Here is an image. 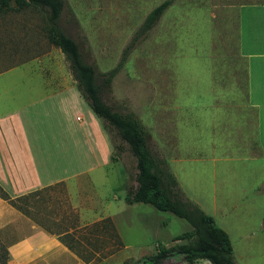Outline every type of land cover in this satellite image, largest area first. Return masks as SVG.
I'll return each instance as SVG.
<instances>
[{
	"label": "rangeland",
	"instance_id": "rangeland-1",
	"mask_svg": "<svg viewBox=\"0 0 264 264\" xmlns=\"http://www.w3.org/2000/svg\"><path fill=\"white\" fill-rule=\"evenodd\" d=\"M163 1L66 0L75 19L65 10L59 26L79 42L89 63L107 72L120 62L147 14ZM256 2L264 0H175L138 39L104 94L116 110L134 113L147 127L151 148L167 159L185 195L230 234L238 264H264V160L254 131L251 140L229 122L248 115L239 7ZM48 27L47 12L40 7L0 11V73L27 61L24 78H47L44 69L34 68L38 62L74 78L65 54L49 42ZM101 123L114 146L112 158L120 161L114 167L120 169L122 162L126 187H135L136 157L115 128ZM229 157L238 161H224ZM38 190L27 201L34 216L28 217L58 239L71 233L75 245L70 249L75 257L61 255L49 264H135L161 247L190 241L174 240L192 230L186 219L150 203L128 205L122 196L118 205L109 202L117 210L109 216L122 242L117 247L109 227L82 229L86 223L64 183ZM120 194L116 191L114 199ZM90 206L96 210L92 220H102V207ZM31 230L22 220L0 222V264H8L10 245ZM162 264L190 263L170 258Z\"/></svg>",
	"mask_w": 264,
	"mask_h": 264
},
{
	"label": "crops",
	"instance_id": "crops-1",
	"mask_svg": "<svg viewBox=\"0 0 264 264\" xmlns=\"http://www.w3.org/2000/svg\"><path fill=\"white\" fill-rule=\"evenodd\" d=\"M239 40V53L247 67L244 106L248 115L242 113L229 122L248 132L251 140L254 131L264 160V2L240 5ZM28 65L25 61L0 73V77L11 76L0 78V185L17 197L64 183L86 225L98 221L92 220L96 210L92 206L88 210L89 205L102 207V219L113 216L117 210L109 202L118 205L122 196L125 200L129 178L122 162L120 169L114 167L120 161L112 158L114 146L101 119L75 78L40 62L34 68L44 69L47 78H24ZM224 161L238 160L229 157ZM116 191L121 193L118 200L114 199ZM14 220H22L32 230L10 245L8 264H49L61 255L75 257L55 235L0 197V222Z\"/></svg>",
	"mask_w": 264,
	"mask_h": 264
},
{
	"label": "trees",
	"instance_id": "trees-1",
	"mask_svg": "<svg viewBox=\"0 0 264 264\" xmlns=\"http://www.w3.org/2000/svg\"><path fill=\"white\" fill-rule=\"evenodd\" d=\"M174 1L164 0L147 14L131 43L124 49L120 62L107 72H101L95 65L89 63L79 42L59 26L65 10H69L72 18L75 19L66 0H0V11L21 10L32 5L47 12L49 42L59 47L65 54L78 87L92 111L107 125L117 130L121 139L129 145L130 151L136 157L137 185L128 187L125 195L126 202L153 204L162 211H170L186 219L192 225V230L174 237V240L188 239L190 241L172 247H161L157 253L143 256L135 264H162L170 258L190 264L200 260H207L212 264H238L229 233L217 224L211 214L185 195L167 159L162 155H156L151 148L150 132L139 117L132 112L116 110L104 97L105 92L111 90L113 79L126 63L138 39L148 35ZM38 191L13 197L0 185V196L29 217L34 216L27 201ZM88 226L107 229L109 227L118 241L117 247L122 245L109 217L86 225L82 229ZM72 238L71 233L68 232L59 236L60 241L73 250L75 245ZM2 264H6V260Z\"/></svg>",
	"mask_w": 264,
	"mask_h": 264
}]
</instances>
